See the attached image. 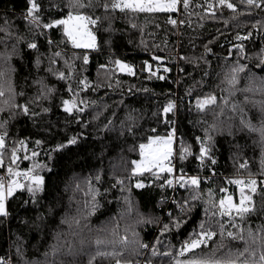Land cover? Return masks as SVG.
Here are the masks:
<instances>
[{
	"label": "snow or ice",
	"instance_id": "snow-or-ice-1",
	"mask_svg": "<svg viewBox=\"0 0 264 264\" xmlns=\"http://www.w3.org/2000/svg\"><path fill=\"white\" fill-rule=\"evenodd\" d=\"M182 4L184 14L191 16L190 11L192 0H59V3L51 2L49 8L66 9L58 11L51 17H47V11L40 0H26L25 7L21 12L19 19L23 21V31L8 18L7 12L4 17L0 18V113L7 112L8 116L0 117V166L3 165L5 150H9L11 157L10 164L7 168V175L0 176V225L9 227L11 232V222L15 218L20 228L34 226L37 231H43L44 221L51 216L53 219L56 215V209L49 204L46 208L41 193L47 191L45 177L41 175V171L51 168L46 163H33L28 168L20 170L16 165L18 150L21 146L26 147V140L14 141L11 146L7 143V126L9 122L19 115H23L31 119L34 123L39 117L50 112V108L45 106V101H51L57 92L56 84H50L47 76L37 75L33 78L32 87L35 88L33 94L23 103L18 102L19 97L25 95L24 91L17 92L13 81V73L16 71L12 61L14 58L23 59L24 50L27 49L34 54L32 61L33 67L43 71L47 75L52 76L57 83L63 82L67 85L66 91L70 94V98L62 99L60 107L66 114L65 121L68 117H72L78 123L80 122V113L85 111V107L92 104L95 100H88L80 97V93L90 88V81L83 73L87 70L89 64V52H69L67 45H71L73 49L98 50L97 37L94 29L102 21L108 22L105 31H115L112 28V20L115 19L114 13H120L122 17L128 19L130 26L136 28L134 21L141 15L145 17H156L157 14H168L166 23L172 26L171 31L177 37V42L181 32L180 27L185 23L191 27V20H183L173 18L172 13L179 11ZM238 5L242 6L244 11L238 10ZM203 7L205 16L203 18L216 19V11L221 12L227 9L232 13L231 21L238 22L239 17L250 15L252 9H260L264 11V0H205L204 5H196ZM100 11L102 14L97 15ZM198 14V13H197ZM224 24L229 23L225 19ZM260 21L252 24V29H259ZM160 27L159 24L156 25ZM59 32L61 39L54 40L52 33ZM143 29L141 28V31ZM252 35L249 30L245 34L237 32L235 39L238 41H246ZM131 43V41H129ZM192 43V40L189 41ZM110 44V40L105 41ZM164 46L172 49L167 39L163 41ZM211 43V41H209ZM145 50L148 45L143 43ZM151 47L159 48V45L153 44ZM193 47L195 45L193 44ZM234 47L238 49V59L235 62L228 63L221 67L220 72L216 73L219 83L216 85L220 88L222 95L217 97L214 92L209 91L203 96L197 95L195 109L199 113H205L209 107H214L218 111H214L213 123L205 129L203 138L197 137L199 144L198 154L195 159L203 166L206 160H211L212 164L216 163L213 156L215 150L214 137L216 135L227 134L235 138L237 134H247L253 138V144L260 149V175L264 176V75H257V72L264 73V47L258 54V60L255 65L243 63L244 59H252L246 55L243 44H237ZM46 49V50H43ZM211 49L207 45L204 46V53L198 57L181 56L177 53L173 59L184 61L195 66L200 63L207 64V54ZM229 49V55H231ZM164 57L155 53L151 54V60L157 62L155 70L149 60L142 61L139 71L141 74L146 73L145 79H156L164 81L166 75L160 74V61ZM82 60L78 64L77 61ZM46 65V66H45ZM111 66V67H110ZM99 68L104 70L106 78H111L114 73H122L135 77L137 72L136 66L127 63L119 58L112 59L109 57L107 64H100ZM170 68L163 67V73L170 72ZM178 70L183 71L179 68ZM203 76L200 81H194L196 86L204 85V78L212 77V73L208 68H203ZM191 76V73H187ZM27 79V78H26ZM75 81V88H73ZM243 82V86L241 85ZM120 81L117 80V84ZM111 87V84L108 85ZM99 84L91 86L93 91L98 90ZM129 88L131 94L133 88ZM135 91L148 92L147 87L136 88ZM187 95L192 94V86L189 87ZM242 97V99L240 98ZM83 105L84 107H81ZM123 105L125 111L124 119L119 125L115 120L106 118L101 131L119 132L121 137H135L138 133L143 135L142 126L139 120L140 116L135 108L129 109L124 101H119L117 106ZM174 102L169 99L163 106L162 113L168 114L176 109ZM191 107V106H190ZM36 109H39L37 111ZM255 110L252 114L251 110ZM99 111L93 116L97 119ZM155 115V113H154ZM112 116H117L116 112ZM175 124V121H168ZM83 126V125H81ZM155 133L157 130L151 128L149 130ZM82 134L69 137L65 143H57L53 151H59L69 145H77ZM175 135V129L168 131L166 136L163 135H147V143H139V161H132L133 175L144 172L167 173L168 178L159 185L161 189L165 186L171 188L174 184L180 189H184L186 195L181 197V201L173 198L176 204L177 213L173 215L168 213V223L161 221L159 216H145L134 208L130 196L123 198L124 207L118 214V217H112V220L131 218L135 211L136 219L131 224H126L123 234L119 231V224L108 228L107 223L99 228L94 229L89 224V219L100 207L97 197L100 195L99 189L92 184L91 178L85 189L79 181L76 182L73 189L74 192L83 191L85 200L81 205L77 201L75 212L66 211L61 217L59 225H67V231L57 228L52 233V243L47 244L45 250L40 253V257H29L28 248L23 238L18 233H11L16 236L13 244L15 246V260L0 256V264H80L77 257H87L86 264H96L98 260L114 261V264H155L154 258L170 257V264H264V199L261 200L259 208L254 201V195L264 196V189L258 192V184L264 185V179L257 180L254 175L249 173L247 177L241 176L230 180L231 184L237 186L239 192L238 202L233 201L232 196H224L218 201L212 200V191L208 190L209 199H204L200 190V178L196 175L187 176L181 170L180 176H173V167L171 166V157L173 156L172 142ZM35 145L39 146L42 140H35ZM135 150V145L133 146ZM191 154L190 148L181 143L179 158L183 161L187 155ZM36 156L35 150L31 153ZM51 159V153H48ZM23 159L28 160L29 156L24 155ZM241 169H247V161L239 165ZM159 179V176L156 177ZM101 176L96 175L95 181L100 182ZM151 183V182H149ZM120 186L121 192L124 191L123 181L116 180L113 187ZM137 189L146 187L144 181L137 180L135 183ZM67 190V186H66ZM105 193L108 189H104ZM221 192L227 191L224 188ZM20 193V199L23 203L19 206L24 215H19V211L15 217L8 207L11 199H16V194ZM26 193V195H25ZM74 197H70V203ZM203 200L205 205L204 214L206 220H202L198 227L189 233L178 249H174L169 245H164V250L158 247L161 244V237L168 234L173 228L179 229L182 224L187 223L186 217L196 206L197 201ZM35 213V218L31 220L29 225V213ZM256 216L257 221L253 226L251 217ZM227 218V219H225ZM156 223L161 225L159 228L160 236L156 238V242L152 244L144 243L140 239L136 226L140 224ZM227 225V227H226ZM43 226V227H42ZM218 228V233H217ZM104 233V235H101ZM94 234V235H93ZM218 239H214L217 237ZM209 241H212L210 250ZM199 250V251H197ZM71 259H66V258Z\"/></svg>",
	"mask_w": 264,
	"mask_h": 264
},
{
	"label": "trees",
	"instance_id": "trees-1",
	"mask_svg": "<svg viewBox=\"0 0 264 264\" xmlns=\"http://www.w3.org/2000/svg\"><path fill=\"white\" fill-rule=\"evenodd\" d=\"M40 2L48 9L47 17H51L58 11L66 12V9L49 8L51 2L59 3V0H40ZM233 2H237V0H233ZM25 4L26 0H0V18L4 17L7 12L8 18L23 31V21L19 19V16ZM204 4L205 0H192L190 11L193 14L190 17L184 14L182 4L179 6L177 13L171 14L176 19L191 20V27L187 23L180 27L181 35L178 42L177 37L171 31H168L172 29V26L166 23L168 14H157L156 17L141 15L134 21L137 27L132 28L128 19L117 12L114 13L115 19L111 22L115 31H105V28L108 27L107 21H102L94 29L99 45L98 50L73 49L71 45H67V50L70 53L89 52V64L86 66L87 70L83 73V76L87 77L91 86L100 85L96 91H93L90 86L89 89H85L80 93L81 98L90 101L95 100L96 104L85 107V111L80 113L79 123L72 117H68L66 122V114L61 110V100L70 98L65 83H57L52 76L44 73L43 66L37 72L32 65L34 54L27 49L24 50L23 59H13L12 63L16 69L13 73L15 89L17 92L23 90L25 93L23 97L18 98V102H25L33 94L35 88L32 87V81L37 75L47 76L48 82L56 84L58 89L51 101L44 102L45 106L50 108V112L45 114L43 119L38 117L34 123L28 117L19 115L12 119L7 126V143L9 146L14 141L26 140L27 153L24 146L19 148V158L14 167L24 170L33 163H46L51 168V171L44 169L40 173L45 177L47 185V191L40 195L43 196L42 202L46 208L51 204L57 211L54 219L51 216L45 219L44 225L46 227L42 226L43 231H37L34 226L20 228L15 218L11 222V232L9 227L0 225V256L15 260L13 241H15L16 236L11 233H18L28 248V256L42 258L39 254L45 250L47 244L53 242L52 233L59 225L61 217L66 211L74 213L77 206L76 202L79 201L82 205L86 198L83 191H73L76 182L79 181L87 189L86 181L89 178H91L93 186L98 188L100 192L97 197L100 207L89 219V224L94 229L106 223L108 228H111L118 222L119 231L123 234L125 225L133 223L136 219L135 211L131 218L126 217L118 221L112 220L110 223L109 220L112 217H118L124 207L123 198L125 196H130L134 208H138L145 216H159L161 221L168 223V213L170 211L173 215L178 214L173 198L181 201V197L186 193L184 189H180L176 184L171 188L165 186L161 189L159 187L165 178H168L167 173L144 172L133 175L131 171L132 161L139 159V143H146L147 135L166 136L168 131L175 129L174 137L180 143V146L175 147L176 154L171 157V161L174 160L173 172L175 171L180 176L181 170H183V173L187 176H198L204 199H209L208 190L212 191L210 202L212 200L218 201L224 196H232L233 201L238 202L239 192L237 186L229 182L232 179L241 176L247 177L249 173L254 175L258 181L264 179V176L260 175V149L253 144V138L247 134H237L235 138L227 134L216 135L214 137L216 147L213 152L216 159L215 164H212L211 160H206L205 164L201 166L199 161L195 159V155L199 151L197 137H204L205 129L213 123L214 111H218L214 107H209L205 113H199L195 109L196 96H203L209 91L214 92L217 97L222 95L220 88L216 87L220 82L216 73L220 72L222 66L238 59V49L234 47L235 45H244L246 55L252 57V59H244L241 62L250 65L257 63L258 54L261 48L264 47V11L252 9L250 15L239 17L238 26V22L231 21L232 13L227 9L222 12L217 10L216 19L203 18L205 16L203 7H197L196 5ZM238 10L244 11L242 6L239 5ZM96 14L100 15L102 13L98 11ZM225 19L229 20L227 25L223 22ZM256 21H260L261 26L259 29H252L251 26ZM157 24L160 25L159 28L156 27ZM249 30L252 31V35L248 40L238 41L235 39L237 32L245 34ZM52 36L54 40L59 41L61 39V34L54 30ZM165 39H167L169 45L173 46L171 50L164 46L163 41ZM190 39L192 43L189 42ZM106 40H110L111 43L106 44ZM141 40L149 46L148 50L144 49ZM153 44L160 47L153 48L151 47ZM193 44L195 47H193ZM205 45L211 49L206 57L207 64L200 63L194 67L192 64L173 59L177 53L181 56L193 58L201 56L204 53ZM229 49H231V55H229ZM43 50L46 49L42 48ZM152 53L164 57L163 62L160 63V74L167 77L164 81L154 78L145 79L144 77L147 74H141L139 71L140 65L145 59L149 60L153 65V70H155L157 63L151 60ZM109 57L112 59L119 58L135 65L137 75L132 77L122 73H114L110 79L106 78L104 70L100 69L99 65L107 64ZM77 63H82V60L77 61ZM178 65L183 71L178 70ZM165 66L171 69L166 74L163 73V67ZM203 68H208L212 73V77H205L204 85L196 86L194 81L201 80ZM187 73H191V76ZM257 75H264V73L257 72ZM117 80L120 81L119 84H117ZM109 84H111V87L108 86ZM131 86L135 87L130 94L129 88ZM190 86H192V94L187 95ZM240 86H243V82ZM142 87H147L149 91L146 93L135 91L136 88ZM73 88H75V81H73ZM240 98L242 99V97ZM169 99L177 107L173 112L165 115L162 113V109ZM119 101H124L129 109L135 108L138 114L143 117L139 120L143 135L138 133L135 137L131 135L121 137L119 132L101 131L103 124L107 123L106 118L115 120L116 125H119L120 121L124 119L127 109L123 105L117 106ZM81 107L84 106L81 105ZM36 110L39 111V109ZM98 111L100 114L94 120L93 116ZM113 112H116L117 116H112ZM251 112L255 114L254 109ZM7 116V112L0 113V117L6 118ZM168 121H175L176 123L173 125ZM151 128H155L157 131L152 133L149 131ZM77 134H82L77 145H69L59 151H53L57 143H65L69 137ZM37 139L43 141L39 146L34 143ZM181 143L188 146L191 151V154L187 155L183 161L179 158ZM134 145L135 150L133 151ZM33 150L37 153L36 156L31 155ZM48 153H51V159L48 158ZM25 154L29 156L28 160L23 159ZM10 160L9 150L6 149L3 165L0 166V172L5 176ZM245 161H247L246 170L239 167ZM97 174L101 176L100 182L95 181ZM157 176H159V179L156 178ZM117 179L123 181V193L119 185L113 187ZM137 180L144 181L146 187L137 189L135 187ZM221 188L227 191L221 192ZM104 189H108V191L105 193ZM261 189H264V185L258 184V192ZM16 197V199L10 200L8 207L13 217L17 215L18 211L19 215L23 216V211L19 210V206L23 203L19 192ZM70 197H74L71 203ZM262 199H264V196L254 195V201L258 208ZM204 207L203 200L197 201L196 206L186 217L187 223L182 224L179 229L173 228L168 234L161 237V244L158 245L161 251L164 250V245L178 249L181 243L188 238L189 233L194 229L199 231V223L207 219L204 214ZM29 217V225H31L35 213H29ZM251 220L254 226L257 217L253 216ZM59 226L61 230L67 231V225ZM160 227L161 225L156 223L140 224L136 226V231L144 243L152 244L160 236ZM101 235H104V233H101ZM218 238L217 235L214 239ZM211 246L212 241H209V248L205 251L210 250ZM76 259L80 264H86V256L77 257ZM154 260L155 264H170L171 258L158 257ZM96 264H114V261L104 260L101 262L98 260Z\"/></svg>",
	"mask_w": 264,
	"mask_h": 264
},
{
	"label": "built area",
	"instance_id": "built-area-1",
	"mask_svg": "<svg viewBox=\"0 0 264 264\" xmlns=\"http://www.w3.org/2000/svg\"><path fill=\"white\" fill-rule=\"evenodd\" d=\"M174 140H175V137H174ZM175 142V147H177V146H179L180 145V143L178 142V141H174ZM176 154V148H175V152H174V155ZM173 162H174V160H172L171 161V166L173 167ZM173 169H174V167H173ZM173 176H178L176 173H175V171L173 172V174H172ZM0 176H4L1 172H0ZM175 185V184H174ZM173 185V186H174ZM147 186H149V184H147Z\"/></svg>",
	"mask_w": 264,
	"mask_h": 264
},
{
	"label": "rangeland",
	"instance_id": "rangeland-1",
	"mask_svg": "<svg viewBox=\"0 0 264 264\" xmlns=\"http://www.w3.org/2000/svg\"><path fill=\"white\" fill-rule=\"evenodd\" d=\"M175 140H174V138H173V142H172V148H173V154H174V152H175V142H174ZM147 143V142H146ZM180 146V145H179ZM141 159V157H140V154H139V159L138 160H136V161H139ZM171 159V158H170ZM152 172H155V170L153 169V171ZM156 173V172H155ZM139 174H141V173H138V174H135V175H139Z\"/></svg>",
	"mask_w": 264,
	"mask_h": 264
},
{
	"label": "water",
	"instance_id": "water-1",
	"mask_svg": "<svg viewBox=\"0 0 264 264\" xmlns=\"http://www.w3.org/2000/svg\"><path fill=\"white\" fill-rule=\"evenodd\" d=\"M155 62V61H154ZM163 62V60L162 61H160L159 63H162ZM157 63V62H156Z\"/></svg>",
	"mask_w": 264,
	"mask_h": 264
},
{
	"label": "bare ground",
	"instance_id": "bare-ground-1",
	"mask_svg": "<svg viewBox=\"0 0 264 264\" xmlns=\"http://www.w3.org/2000/svg\"><path fill=\"white\" fill-rule=\"evenodd\" d=\"M5 176V175H4ZM190 176V175H189ZM162 199V198H161Z\"/></svg>",
	"mask_w": 264,
	"mask_h": 264
}]
</instances>
